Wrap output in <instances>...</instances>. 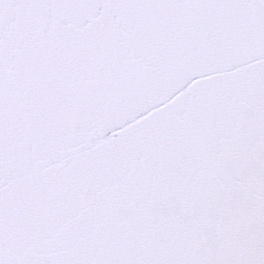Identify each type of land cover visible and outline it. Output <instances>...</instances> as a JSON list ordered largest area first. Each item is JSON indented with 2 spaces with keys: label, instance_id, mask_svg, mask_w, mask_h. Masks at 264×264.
Listing matches in <instances>:
<instances>
[{
  "label": "snow or ice",
  "instance_id": "snow-or-ice-1",
  "mask_svg": "<svg viewBox=\"0 0 264 264\" xmlns=\"http://www.w3.org/2000/svg\"><path fill=\"white\" fill-rule=\"evenodd\" d=\"M0 264H264V0H0Z\"/></svg>",
  "mask_w": 264,
  "mask_h": 264
}]
</instances>
